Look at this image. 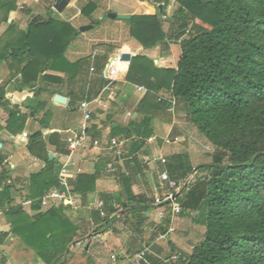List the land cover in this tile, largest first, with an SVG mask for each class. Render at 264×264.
<instances>
[{"label": "trees", "instance_id": "trees-1", "mask_svg": "<svg viewBox=\"0 0 264 264\" xmlns=\"http://www.w3.org/2000/svg\"><path fill=\"white\" fill-rule=\"evenodd\" d=\"M150 1L158 6L159 13L131 15L129 35L140 47L122 52L132 55L127 81L145 87L144 95L136 109L137 117L126 126L114 127L111 134L130 140L134 164L128 161V165L137 172L142 170V158L148 157V139L155 133V116L159 110L168 109L171 100H177L189 122L214 146L209 162L195 165L186 151L166 156L163 163L171 179L186 183L175 200L181 208L179 216L190 218L203 229L172 230V203L166 201L162 203L165 216L152 224L147 238V212L155 197L134 193L132 170L114 175L120 190L102 193L104 207L91 209L89 218L80 223L69 216L68 210L74 209L70 204L41 211V198L46 189L58 184L63 164L58 156L50 159L39 131L30 136L27 148L45 165L30 174L23 190L36 213L31 215L22 204L14 203L11 190L15 184L8 182L10 170L3 169L0 213L10 230L0 232V244L12 235L33 249L43 264H69L74 255L71 246L123 219L136 232L133 239L142 237L143 242L137 251H127L129 256L148 245L163 257L181 253L180 264H264V0ZM173 2L177 8L165 28L161 16ZM97 7L96 0H90L82 13L90 17ZM16 8L17 0H0L4 20ZM48 9L47 18L34 15L24 30L10 24L8 38L0 37V65L7 62L11 70L15 69L14 76L20 74L17 82L21 89L36 87L47 79L62 83L61 77L42 74L49 69L63 71L71 79L79 67L80 62H69L65 53L80 30L49 14L53 10ZM171 43L181 47L176 65L140 53L142 48L160 45L167 54ZM45 90L41 86L37 92ZM4 97L0 88V102ZM26 121V114L12 110L8 129L21 132ZM54 137L58 138L57 132L51 133V139ZM57 150L69 152L61 140ZM107 167L106 162H99L95 172L78 174L73 180L77 196L86 200L95 192ZM118 211L120 218L114 216ZM171 232L190 244L191 251H182L169 241L170 253L164 255L154 240ZM84 253H89L85 247ZM148 256L154 264H168ZM0 264H8L4 255Z\"/></svg>", "mask_w": 264, "mask_h": 264}, {"label": "crops", "instance_id": "crops-1", "mask_svg": "<svg viewBox=\"0 0 264 264\" xmlns=\"http://www.w3.org/2000/svg\"><path fill=\"white\" fill-rule=\"evenodd\" d=\"M81 1L84 2L79 4ZM89 1L72 0L66 8H74L75 13L69 18L62 17L63 20H67L77 29L82 25L94 24L95 27L93 29L96 30V34H91L93 29L85 32L80 31L81 34L72 41L65 53V57L69 62H80L73 78L69 79L67 72L49 69L42 75L61 77L63 78L62 83L47 79L44 82L42 80L39 81L36 87H24L21 89L17 82L20 74L17 73L14 76L15 69L11 70L7 62L0 65V88L5 92V97L0 102V156L3 157V162L0 164V172L3 169L14 168L13 183L15 186L11 190L14 203L22 204L31 214L36 213V211L31 208V204L26 203L25 191H23L24 185L27 184L30 174L42 168L45 163L41 158L32 155L27 148L30 136L41 131L47 143L48 152L54 153V157L58 156L63 165L70 163L73 173L78 167L83 169V173H93L96 171L97 166L95 162L96 156L102 157L108 166L113 160L114 153L106 147L109 137L113 136L111 130L117 126H126L137 117L136 109L144 95V90H139L137 85L126 79L131 59L124 57L122 52L135 51L140 47L135 40L130 38L129 23L124 25L121 21H117L119 20L118 18H109L113 20L103 21L105 24L101 25L98 21L103 13L114 10L109 3L105 8L103 3H97V9L90 17H87L82 13V8ZM55 2L56 0H53L52 5ZM36 4V0H17V8L9 12L7 20H4V11H0V37H3V39L8 38L6 32L10 24H14L18 30H24L34 15H43V11H35ZM122 4L123 9L119 12L122 14L151 15L157 12V6L152 4L150 0H125ZM170 6L163 12L162 19L168 18L171 10H169ZM115 12L117 13V11ZM79 16H84L85 19L76 25L74 19ZM99 27H102V29H98ZM140 53L155 59V61L171 62L176 65L181 55V47L178 43H171L170 53L167 54L163 53L160 45L153 48H142ZM41 86L46 90L39 93L37 91ZM56 94L65 96L67 103L63 104L55 101L54 97ZM83 102H86L88 109L92 111V119L88 123V129L86 130L88 134L86 143L88 144L90 139H100L102 147L77 146L74 150H70L68 147L69 141L78 138L83 132V111L80 105ZM171 103L172 105L168 109L159 110L155 116V133L148 139V157L142 158L148 162L143 163L142 161V170L135 171L128 165L127 160L120 165L119 171L121 172L125 168H128L129 171L132 170V189L135 194L150 195L149 191L151 193L153 191L155 198L164 195L166 182L160 176L161 171H157L156 168V166L160 168V159L164 163L166 156L186 151L191 155L192 160L194 159L191 150L185 146L186 143H180L182 140H186L187 137L180 119L181 114L177 109L180 104L175 99L171 100ZM171 107L173 108L172 111H170ZM12 110H18L19 113L27 116L25 127L21 132L14 133L8 129ZM189 124L191 123L189 122ZM52 132H57L58 138L54 137V139H51ZM58 140L66 143V147L69 149L68 154H61L57 150ZM164 151L168 153L165 154ZM107 168L100 174L96 191L90 193L86 200L78 197L76 207L68 210L69 216L71 215L76 222L80 223L81 219L89 218L88 211L92 209L94 202L102 199V193H113L120 190L119 180L114 175H112L113 177L109 175ZM111 177L116 181L115 187L118 186L117 190L108 181ZM147 187L148 190L146 189ZM162 209H164L162 205L154 203L148 210L149 224L145 232L147 238L151 236L152 224L161 220L159 213ZM1 214L0 232L9 231L10 225ZM183 219L176 215L173 218L172 230L186 231L191 228V225H187ZM176 223L179 224V228L175 227ZM127 225L126 231H130L131 228L129 224ZM104 231L105 235L100 233L94 235L92 232L81 238L76 244L78 246L83 243L89 252L98 249V256H96L98 261L96 264H116L112 261V256H110L114 252H119L121 256H124L127 255V251H137L143 244L141 241L142 237L134 240L126 232H123L125 234L123 238H115L113 240H120V244L118 242L112 244L106 240L113 237V231L109 229ZM172 233L168 234L169 241H172L176 247L181 246L176 243V239L186 244L177 235L172 236ZM143 237L147 239L145 236ZM160 237H157L154 242L162 253L166 255L170 253L171 247L170 245L166 247ZM88 244L89 247L87 248ZM74 247L71 246L70 248L74 249ZM110 247L113 251L109 256H99L102 252V250L100 252V249H105L108 252ZM183 251L190 252L188 249ZM1 255L6 257L8 264H43L37 258L33 249L28 248L12 235L3 244H0Z\"/></svg>", "mask_w": 264, "mask_h": 264}, {"label": "built area", "instance_id": "built-area-1", "mask_svg": "<svg viewBox=\"0 0 264 264\" xmlns=\"http://www.w3.org/2000/svg\"><path fill=\"white\" fill-rule=\"evenodd\" d=\"M37 1V0H36ZM139 90H144L145 87L138 86ZM81 110L83 111V132L82 134L74 139L69 141V149L74 150L77 146L81 147H102V143L100 139H90L89 143L87 144L88 134L86 130L88 129V123L92 119V111L88 109V105L86 102L80 104ZM172 110V107L170 108ZM114 153V158L108 166V172L110 174H117L119 172L120 165L124 163L125 160L129 161L131 165L134 164L133 162V155L130 154L129 151V140L123 139L119 140L115 136H111L108 139V145L106 146ZM95 162H104L102 157L96 156ZM146 159H143V163H147ZM10 178L8 182H13L14 176V168H10ZM75 173H73L71 169L70 163L63 165L60 173H59V180L58 184L52 185L49 189H46L45 193L41 198V211H47L54 207H61L66 204H70L76 207V203L78 200V196L76 191L74 190L73 180L77 177L78 174L83 173V169L78 167L75 169ZM126 174H129L130 171L128 168H125L124 171ZM161 178L166 182L165 188L166 191L163 196H158L155 198V204L162 205L163 202L169 201L172 203V211L173 217L181 212V208L179 203H177L176 197L180 195L183 191V187H185L186 183L183 180H174L169 177L167 171H163L160 174ZM26 203L31 204V201H26ZM105 203L102 199L97 200L92 204V209H102ZM115 217L120 218L121 212L118 211L114 214ZM160 218L162 219L165 216V210L162 209L159 213ZM164 237L165 235H160ZM148 255L156 256L157 258L162 259L164 262L168 264H180L181 258L183 255L179 252H175L171 254L169 257L161 256L157 254L151 246L145 245L140 251L135 253L132 256L124 255L122 257H118L116 255H112L113 259L117 262V264H154L152 260L149 258Z\"/></svg>", "mask_w": 264, "mask_h": 264}, {"label": "rangeland", "instance_id": "rangeland-1", "mask_svg": "<svg viewBox=\"0 0 264 264\" xmlns=\"http://www.w3.org/2000/svg\"><path fill=\"white\" fill-rule=\"evenodd\" d=\"M52 1L53 0H37L36 1L37 4L35 5V11H38V10L43 11L44 14L43 15L40 14V16L43 17V18H47V16H49L48 15L49 6L53 10L49 14H51L53 16H59L60 18H62V17L69 18L71 15H73L75 13L74 8H70V7L66 8L63 12L57 11L56 9H54V5H52ZM123 1H125V0H96L97 3H100V4L103 3L104 4L103 5L104 8L107 7L108 3L111 4V8L114 10L113 12L117 11L118 14H122V13H119V12H121L120 10L123 9V4H122ZM82 2H84V1L79 2V4H81ZM156 8H157V12L156 13H159L160 10H159L158 6ZM176 8H177V3L173 2V4L169 8V10L170 9L171 10L169 11L168 18H166V19L163 18V19H165L164 20L165 28L168 27L169 17H170V15L173 13V11ZM108 13L104 12L102 17L99 19V23H101V25L105 24V22H103V21H112L113 19H115V18L109 19L110 17H108ZM162 16H161V19H162ZM84 19H85L84 16H79L78 18L74 19V23L76 25L80 24ZM117 21H121V23H123L124 25L129 23L128 20H125V19H119ZM92 22L95 23L94 20H92ZM101 25H99V26H101ZM98 29L101 30L102 27H99ZM91 34H96V30H94V29L91 30ZM177 109L179 110V112L181 114L180 115V117H181L180 119L182 121V125L184 126V132H185V134L187 136L186 140H182L180 143L183 144L185 142L186 143L185 146L188 147L191 150V153H192L193 158H194L193 162H194L195 165H198L200 163H205L207 161H211V155H212V152L214 150V146L211 145V143L206 139V137L201 132H199L194 125L189 124V120H188V118L185 115L186 112L184 110H182V106L178 105ZM172 110H173V108H172ZM172 110H170V111H172ZM167 142H169V141H167ZM166 145H171V144H166ZM164 153L166 154L168 152L164 151ZM159 165H160V168L157 167V166H156V168H157V171L158 170L161 171L160 172V174H161L163 171H165L162 159H160ZM153 169H155V168H153ZM148 170L150 171V169H148ZM109 175L112 176L113 174H109ZM112 177L108 181L111 184V186L114 187L115 190H117L118 186L115 187L116 186V181ZM152 187H153V185H152ZM146 189L148 190V187ZM149 189H150V187H149ZM149 194L153 195V191H152V193L149 191ZM77 202H78V200H77ZM75 205H77V203ZM29 214H31V213H29ZM1 215L5 218L6 222L8 223L5 215L4 214H1ZM177 216L181 217V218H184L183 221L186 222L187 225H191V227H196V228H198L200 230L203 229L200 226L194 224L193 221L190 218L179 216V214H177ZM127 226L128 225L124 222L123 219H119L118 221H116L115 224L111 228H109V230L113 231V233H114V234L112 233L113 237L112 238H108L106 241H108V242H110L112 244L113 243L115 244V242H118L120 244V240H117V241H113V240H115V238H117V239L121 238V237L123 238V236H125V234L123 232H126V233L130 234L129 236L132 239L135 238L136 237V232L133 231L130 228H128V229H130V231L127 229L129 232L126 231ZM129 227H131V226L129 225ZM175 227L179 228V224L176 223ZM183 227L185 228V226H183ZM104 233H105V231H102V233H100V234H104ZM112 234H109V235H112ZM172 236H176V233L173 232ZM160 240L164 243V245L166 247L169 246L170 242H169L168 235H166L164 237H160ZM176 243H179L181 245V246H177L178 249H181V250L182 249L183 250L184 249H188V250L191 251L190 244H188V243L184 244V243H182L181 241H179L177 239H176ZM109 249H108L109 250L108 252L105 249H100V252H101V250H102V252L99 254V256H101V255H103V256L108 255L109 256L112 253V251H113L111 249V247ZM97 250L95 249V251L89 252L88 254H85L84 253V244L83 243L78 245V246L75 245V247L73 249L74 255L72 256L71 259H69V264H96V262L98 261L97 258H96V256H98V254H97L98 251ZM112 255H116L118 257H122L119 252H114ZM112 255H110V256H112ZM105 257H107V256H105ZM111 258H112V261L117 264V262L113 259V257H111Z\"/></svg>", "mask_w": 264, "mask_h": 264}, {"label": "water", "instance_id": "water-1", "mask_svg": "<svg viewBox=\"0 0 264 264\" xmlns=\"http://www.w3.org/2000/svg\"><path fill=\"white\" fill-rule=\"evenodd\" d=\"M72 0H57L54 4V9H56L59 12H62L71 2ZM163 5H160V8L162 9ZM108 17L110 18H118V19H129L131 18V15L129 14H118L116 12L110 11L108 13ZM95 27L94 24H86V25H82L81 27H79V30L82 32L88 31L90 29H93ZM122 55L126 58H130L132 57V55L130 53H122ZM55 101L60 102V103H67V98L61 94H56L54 97ZM49 157L50 159H53L54 157V153L50 152L49 153ZM89 247V244L87 245V248ZM190 264V263H189Z\"/></svg>", "mask_w": 264, "mask_h": 264}]
</instances>
